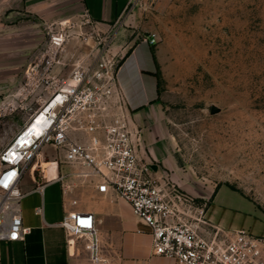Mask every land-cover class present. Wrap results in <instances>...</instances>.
Here are the masks:
<instances>
[{
    "label": "rangeland",
    "instance_id": "1",
    "mask_svg": "<svg viewBox=\"0 0 264 264\" xmlns=\"http://www.w3.org/2000/svg\"><path fill=\"white\" fill-rule=\"evenodd\" d=\"M125 16L119 45L155 39L157 106L148 129L170 148L174 170L142 160L192 199L181 209L184 220L196 222L220 187L207 218L264 238V0H133ZM67 33L68 41L99 49L72 69L103 58L114 73L121 53L110 50V39L97 43L85 27ZM7 99L0 96V150L20 117L5 110ZM45 153L59 161L52 148Z\"/></svg>",
    "mask_w": 264,
    "mask_h": 264
},
{
    "label": "built area",
    "instance_id": "2",
    "mask_svg": "<svg viewBox=\"0 0 264 264\" xmlns=\"http://www.w3.org/2000/svg\"><path fill=\"white\" fill-rule=\"evenodd\" d=\"M47 35L48 42L24 73V93L38 91L42 102L0 150V242L22 241L29 233L22 222L21 200L26 193L20 181L28 173H43L45 149L52 148L58 163L77 170L65 178L75 176L94 185L98 193H112L130 206L149 228L153 255L176 264H264V238L242 229L212 227L203 210L196 222L180 217L192 199L167 180L156 179L152 166L139 157L125 97L104 59L93 66L76 65L66 78L54 80L50 74L69 35L62 29ZM143 40L155 44L154 37ZM32 76L36 77L33 83ZM34 124L38 131L33 130ZM36 211L40 213L41 207ZM61 226L68 238L85 239L91 260L99 261L91 213L71 211Z\"/></svg>",
    "mask_w": 264,
    "mask_h": 264
},
{
    "label": "crops",
    "instance_id": "3",
    "mask_svg": "<svg viewBox=\"0 0 264 264\" xmlns=\"http://www.w3.org/2000/svg\"><path fill=\"white\" fill-rule=\"evenodd\" d=\"M132 2L0 0V96L7 95L5 110L9 115H20L11 131L12 139L27 123L31 110L42 102L38 91L24 93V73L32 54L44 43L48 31L62 29L69 32L85 27L87 32H96L97 43L108 38L110 50L121 53L120 63L114 71L115 84L125 97L132 128L138 135L139 157L174 170L170 148L148 129L155 122L151 114L157 106L154 47L143 39L133 46L130 39L119 45L124 33L122 28H117V24L121 19H129L125 13ZM88 40L86 45L90 43ZM67 42L60 64L51 71L54 80L64 79L70 74L72 61L89 64L98 55L99 49L94 45L83 47L81 41ZM31 78L29 81L35 82L36 77ZM45 157L47 165L40 178L28 173L20 181V189L26 193L21 200L22 222L29 228V233L22 241L0 242V264H176L172 259L153 255L149 228L133 215L125 201L112 193L100 194L94 185L75 176L65 178L66 174L77 170L63 166L64 171H61L58 161L50 153ZM60 176L64 178L59 180ZM219 188L212 192L203 208L205 221L218 229L241 230L226 228L207 218ZM80 197L86 201L81 203ZM72 200L76 201L75 206L71 204ZM39 207L40 213L36 211ZM71 211L93 215L98 262L91 260L85 239L68 238L61 226L64 217Z\"/></svg>",
    "mask_w": 264,
    "mask_h": 264
},
{
    "label": "water",
    "instance_id": "4",
    "mask_svg": "<svg viewBox=\"0 0 264 264\" xmlns=\"http://www.w3.org/2000/svg\"><path fill=\"white\" fill-rule=\"evenodd\" d=\"M49 40V35H46V40L44 41L43 44L40 45V47L38 49H36V51H34V53L32 54L29 63L37 56V54L42 50V48L46 45V43Z\"/></svg>",
    "mask_w": 264,
    "mask_h": 264
},
{
    "label": "bare ground",
    "instance_id": "5",
    "mask_svg": "<svg viewBox=\"0 0 264 264\" xmlns=\"http://www.w3.org/2000/svg\"><path fill=\"white\" fill-rule=\"evenodd\" d=\"M32 128H33V130L38 131V127L36 126V124H34V125L32 126Z\"/></svg>",
    "mask_w": 264,
    "mask_h": 264
},
{
    "label": "trees",
    "instance_id": "6",
    "mask_svg": "<svg viewBox=\"0 0 264 264\" xmlns=\"http://www.w3.org/2000/svg\"><path fill=\"white\" fill-rule=\"evenodd\" d=\"M226 186H228L229 188H231L229 185H226Z\"/></svg>",
    "mask_w": 264,
    "mask_h": 264
}]
</instances>
